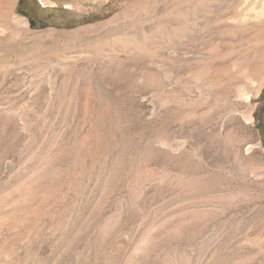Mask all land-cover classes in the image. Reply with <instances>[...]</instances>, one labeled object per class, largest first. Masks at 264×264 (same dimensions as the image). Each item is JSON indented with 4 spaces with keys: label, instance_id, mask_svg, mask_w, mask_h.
I'll return each instance as SVG.
<instances>
[{
    "label": "rangeland",
    "instance_id": "rangeland-1",
    "mask_svg": "<svg viewBox=\"0 0 264 264\" xmlns=\"http://www.w3.org/2000/svg\"><path fill=\"white\" fill-rule=\"evenodd\" d=\"M18 3L0 264H264V0Z\"/></svg>",
    "mask_w": 264,
    "mask_h": 264
},
{
    "label": "trees",
    "instance_id": "trees-1",
    "mask_svg": "<svg viewBox=\"0 0 264 264\" xmlns=\"http://www.w3.org/2000/svg\"><path fill=\"white\" fill-rule=\"evenodd\" d=\"M25 2L26 0H19L18 6H17L18 12H23L24 10H26L27 6ZM262 97H264V89L262 92ZM257 128L259 129V132L261 134L263 144H264V122H259V124L257 125Z\"/></svg>",
    "mask_w": 264,
    "mask_h": 264
},
{
    "label": "flooded vegetation",
    "instance_id": "flooded-vegetation-1",
    "mask_svg": "<svg viewBox=\"0 0 264 264\" xmlns=\"http://www.w3.org/2000/svg\"><path fill=\"white\" fill-rule=\"evenodd\" d=\"M35 23V21H33Z\"/></svg>",
    "mask_w": 264,
    "mask_h": 264
},
{
    "label": "water",
    "instance_id": "water-1",
    "mask_svg": "<svg viewBox=\"0 0 264 264\" xmlns=\"http://www.w3.org/2000/svg\"><path fill=\"white\" fill-rule=\"evenodd\" d=\"M32 24H33V22H32Z\"/></svg>",
    "mask_w": 264,
    "mask_h": 264
}]
</instances>
